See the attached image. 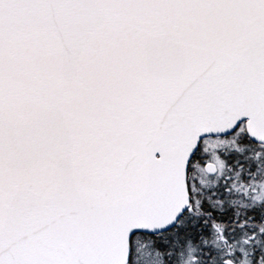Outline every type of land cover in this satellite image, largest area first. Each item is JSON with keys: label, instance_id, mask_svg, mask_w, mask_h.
Returning a JSON list of instances; mask_svg holds the SVG:
<instances>
[{"label": "snow or ice", "instance_id": "obj_1", "mask_svg": "<svg viewBox=\"0 0 264 264\" xmlns=\"http://www.w3.org/2000/svg\"><path fill=\"white\" fill-rule=\"evenodd\" d=\"M0 264H264V0H0Z\"/></svg>", "mask_w": 264, "mask_h": 264}]
</instances>
